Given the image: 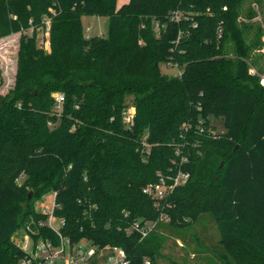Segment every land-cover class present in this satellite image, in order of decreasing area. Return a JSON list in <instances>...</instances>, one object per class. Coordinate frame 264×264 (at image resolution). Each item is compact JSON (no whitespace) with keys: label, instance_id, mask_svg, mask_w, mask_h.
Wrapping results in <instances>:
<instances>
[{"label":"trees","instance_id":"16d2710c","mask_svg":"<svg viewBox=\"0 0 264 264\" xmlns=\"http://www.w3.org/2000/svg\"><path fill=\"white\" fill-rule=\"evenodd\" d=\"M244 4L0 0V38L22 33L14 86L0 93V264L26 256L13 239L26 219L35 241L59 243L42 225L50 216L64 221L72 244L119 247L128 264H159L157 229L142 239L132 227L162 213L180 228L210 213L225 264H264V85L249 73L264 43L261 27L248 40ZM46 15L49 50L27 33ZM86 16L107 18L108 36L87 37ZM173 64L180 74L162 72ZM129 102L136 113L125 126ZM212 119H222L221 132ZM170 169L190 178L156 207L144 189ZM51 191L52 213L36 211Z\"/></svg>","mask_w":264,"mask_h":264},{"label":"rangeland","instance_id":"374dc122","mask_svg":"<svg viewBox=\"0 0 264 264\" xmlns=\"http://www.w3.org/2000/svg\"><path fill=\"white\" fill-rule=\"evenodd\" d=\"M129 1L118 0V8ZM248 10H253L256 16L248 19L246 17ZM242 17L244 22L246 21L249 25L248 40H253L257 32H260L261 27L260 37L264 43V0H245ZM82 22L87 37L108 36L109 20L107 18L86 16ZM50 23L51 18L46 15L41 26L31 27L27 30L30 35L37 32L39 44L47 50L50 49ZM21 35V32H17L0 38V93L3 95L7 94L14 86ZM254 57L256 58V65L250 68L249 73L252 76H260L261 83L264 85V44L261 49L255 51ZM161 69L164 74L168 75H178L182 72V68L177 64L161 65ZM53 111L60 116V111L56 112L55 109ZM129 113H136L131 102H129V108L123 114L125 126H127L125 117ZM212 122L216 124L218 132L223 130L222 119H212ZM146 138L144 136L143 140ZM145 145L150 149L148 144ZM176 145L180 144L177 143ZM183 156L188 158L186 152ZM54 207L55 194L52 191L37 199L34 205V209L42 213H52ZM53 225L58 227V221L54 220ZM29 229L31 228L26 219L22 229L13 237L17 244H21L22 240L28 236L27 230ZM156 231L163 238V247L158 257L159 264H225L219 257V253L222 251L220 233L210 213L202 214L191 225L184 228L172 226L170 221H162Z\"/></svg>","mask_w":264,"mask_h":264},{"label":"built area","instance_id":"2783aa9c","mask_svg":"<svg viewBox=\"0 0 264 264\" xmlns=\"http://www.w3.org/2000/svg\"><path fill=\"white\" fill-rule=\"evenodd\" d=\"M173 19L179 21V13H176ZM64 100L65 97L63 94L58 93L56 95V111H61ZM134 119L135 113H129L127 114V117H125L126 123L129 126L133 125ZM176 155L181 157L182 163L187 161V158L183 156V152L179 146L176 147ZM158 176L159 181L157 183L149 184L144 189V193L155 200L156 207H158L161 203H166L168 196L178 186L186 184L190 178V173L181 169H170L169 173H158ZM54 220L58 221V227H54ZM162 221H170V216L162 213L157 220H148L145 222L138 221L133 225L132 230L137 231L143 239L156 230ZM42 225L50 227L57 233L59 243L55 244L51 240L43 239L35 241L30 235H28L24 240H22L21 244H18L26 254L20 264H82L86 263L100 251L113 252L112 255H108L107 264L129 263L127 254L122 248L107 246L100 249L87 240H82L80 243L72 244L69 238L65 237L60 232V228L64 225V221L61 219L50 216L48 221ZM145 264H150V261H146Z\"/></svg>","mask_w":264,"mask_h":264},{"label":"crops","instance_id":"0c3cea01","mask_svg":"<svg viewBox=\"0 0 264 264\" xmlns=\"http://www.w3.org/2000/svg\"><path fill=\"white\" fill-rule=\"evenodd\" d=\"M128 3V2H127ZM126 4V3H124ZM121 7V6H120ZM112 251H100L94 257L90 258L86 263L82 264H107L108 255H112Z\"/></svg>","mask_w":264,"mask_h":264},{"label":"water","instance_id":"95a60500","mask_svg":"<svg viewBox=\"0 0 264 264\" xmlns=\"http://www.w3.org/2000/svg\"><path fill=\"white\" fill-rule=\"evenodd\" d=\"M32 196V193L29 195V197H31Z\"/></svg>","mask_w":264,"mask_h":264}]
</instances>
